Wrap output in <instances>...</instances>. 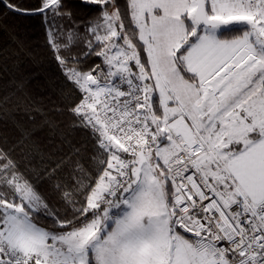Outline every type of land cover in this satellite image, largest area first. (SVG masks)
<instances>
[{
  "label": "snow or ice",
  "instance_id": "6c2138e0",
  "mask_svg": "<svg viewBox=\"0 0 264 264\" xmlns=\"http://www.w3.org/2000/svg\"><path fill=\"white\" fill-rule=\"evenodd\" d=\"M7 15L38 22L29 75L62 103L0 98V264H264V0Z\"/></svg>",
  "mask_w": 264,
  "mask_h": 264
},
{
  "label": "trees",
  "instance_id": "16d2710c",
  "mask_svg": "<svg viewBox=\"0 0 264 264\" xmlns=\"http://www.w3.org/2000/svg\"><path fill=\"white\" fill-rule=\"evenodd\" d=\"M37 0H18L24 6H30ZM17 40H23L26 47L20 59L25 71L23 73L15 70L16 57L18 52ZM7 55L9 59L0 58V98L8 96L9 106L17 102H35L45 110L53 105L62 103V100L54 95L46 86L43 80L29 75V73H42L49 69L50 56L46 47L43 30L37 21H25L13 15L0 16V57ZM7 68L8 71L2 69ZM23 90H17L12 83L13 79H24Z\"/></svg>",
  "mask_w": 264,
  "mask_h": 264
}]
</instances>
